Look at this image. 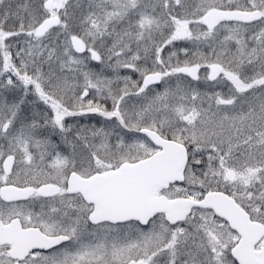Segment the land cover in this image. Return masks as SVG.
I'll return each instance as SVG.
<instances>
[{
  "label": "snow or ice",
  "instance_id": "6c2138e0",
  "mask_svg": "<svg viewBox=\"0 0 264 264\" xmlns=\"http://www.w3.org/2000/svg\"><path fill=\"white\" fill-rule=\"evenodd\" d=\"M0 264H264V0H0Z\"/></svg>",
  "mask_w": 264,
  "mask_h": 264
}]
</instances>
